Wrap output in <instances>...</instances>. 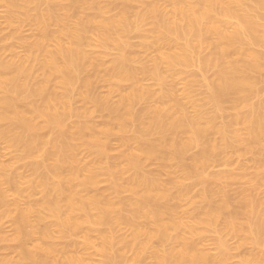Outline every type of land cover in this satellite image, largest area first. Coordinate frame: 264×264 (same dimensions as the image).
<instances>
[{
	"label": "bare ground",
	"instance_id": "obj_1",
	"mask_svg": "<svg viewBox=\"0 0 264 264\" xmlns=\"http://www.w3.org/2000/svg\"><path fill=\"white\" fill-rule=\"evenodd\" d=\"M91 1L0 0L9 8L10 19L8 18V21H17L16 12L21 10L23 13L21 21L30 22V25L36 29L34 42L29 43L26 40H22V44L27 46V50H29L27 58L18 59L19 61L16 60L17 62H0V141H6L8 147L18 148V150L22 149V155L27 158H37L38 160L41 158L39 163L34 165V169L38 173L33 172L39 174L40 169L43 170L42 177L39 178L38 175L39 179L29 180L30 183L28 181V184L26 183L27 180H22L21 175L16 174L15 171L14 173L12 172L14 165L0 164V219L9 214V194L5 187H10L9 190H12L20 199H30L31 194L36 190L41 191L43 194V199L39 203L29 204L25 209L20 208L19 201L15 203L18 215L16 213L17 218L15 217L16 220H13L16 226L14 227L16 228L15 236L13 235L15 242L19 241L26 244L27 240L35 237H38L40 242L35 243L34 247H28L27 245H30V243H27L24 249L18 251L20 253H18V260L15 259L14 261L4 257L0 258V264H20L25 262L31 264H95L88 254H85L86 256L83 254L82 256L70 254L69 252L71 251H68L69 244L66 246L68 249L64 248L68 252L61 250L63 248L60 249L51 235L50 226L44 227L50 219L54 220V227L56 226L57 233L59 232L58 235L61 238H68L69 234H72V236L74 233L79 234L76 232H81V230L83 232L85 229L86 234L85 232L84 234L86 237H84V242L81 245L89 250L94 245L92 240L93 233H98L101 236L100 240H102L99 253L103 257L102 262L99 264H126L127 258L125 254L128 249L136 250V264H141L139 261L140 257L143 254L146 255V253L152 255L155 264H231L230 259L232 257L229 256L228 243L226 244L227 241L225 242V238L228 239L229 234H232L230 237L232 236L235 239L238 237L241 241L239 242L237 239L241 246L238 243L237 248L233 249H238L240 246L243 250L244 247L242 246L246 245H250L252 249L253 247L258 248L261 246L262 241H264V209H261L254 201L252 191L258 185V178H262L264 182V158L262 157L259 163L256 162L255 176L251 181L252 184H249L251 187H245L242 191L240 202L244 205L241 204V208L237 207L236 210H233H246L247 214L244 212L247 216L246 221L237 212L234 214L230 212V216L226 215L229 211H232L230 207H233L232 209L236 207L230 205L231 201L229 200V202L225 198L226 196L222 191L223 187L219 186L220 184L218 185L217 182L220 177H209L203 169L209 164H214V161L217 162L218 159H222L220 158L221 156L217 155L219 153L224 155L233 150L234 152L232 153L236 152L239 155L240 151H243L241 150L243 146L246 149H252L251 147L253 146L255 148L256 146L264 148V100L260 98L261 101H257V104H252L254 103L252 101H255L252 98L259 96L262 88H264V84L262 85L263 87H260L258 81L262 76L264 77V53L260 52L264 48V23L261 22L264 0H167L170 8L164 4L165 0H161L167 10L166 8L162 9L153 0H122L120 3L123 2L125 5L132 2L137 3V5L139 3V5H143L141 6L144 8L138 6L142 10H137L136 12L138 13L135 12L134 17L129 16L132 15L130 13L135 11L134 9L131 10L127 9L126 6L124 7V5L123 7L117 5L120 10L115 6L119 3L118 0H116L117 3L114 1V6L111 2H108L109 4L102 3L103 6H101L100 1L97 0L100 4L96 3L95 0ZM105 4L106 7H104ZM110 4L121 12L118 11L120 13L117 12L116 16H109L108 12H111L109 7L112 10ZM41 5L42 8L43 5L46 8H41L36 14H31V10L35 9L33 6L39 8ZM129 10L132 12L128 15ZM22 13L20 12L19 14ZM148 25H151V28H146ZM133 32L141 34L139 36L143 42L140 46L145 51L156 48L157 57L149 61L151 64L148 62L149 65L144 64L139 68L133 67L136 55L134 56L131 43H129V36H132ZM93 37L96 39L93 40ZM210 39L211 41H209ZM95 47H101L104 52L101 55H96L93 51ZM110 48H116L120 51V55L113 62V66L110 69L108 68V70L105 69L107 70L106 73L104 72L105 70H102L105 73L102 77L105 80L104 82H107L110 86V92H120L123 85H128L127 83H132L133 86L130 92L121 97L118 107L113 106L111 101L109 103L110 93L109 97L105 95L106 99H103L102 96L101 98H96L97 94L95 92L97 88H93L95 85L92 77L93 71H96L97 74L99 71L101 72V68L105 65L107 51ZM205 48L207 50L204 51L208 52L210 50V54L207 57L202 55L203 58H200L201 60L199 61H201L202 65L197 63L199 68L201 67L200 70L206 71L209 68L217 70L216 77L212 81H206L209 94L205 102L209 101V104H213V107L210 106L215 108L217 112H220L227 102H230L232 109L235 110L232 120L229 117L231 121L229 120L228 124L223 122L225 124L223 126H218L220 125L218 122L216 124V117L220 113H216V117L214 115H210L211 117L206 116V110L204 111L206 108L205 104L203 105L204 108L201 104L195 103L196 114L193 111L189 112V114L192 113L193 115H189L187 109L191 108L190 106L193 104H188L190 106H187L188 108L186 109L185 104L187 102L182 103V100L179 101L180 97L176 93L177 88L175 87L174 89L173 85V87L169 85V80L167 81V78L170 79L169 77L176 79L182 74L177 69L178 66L188 67L194 64L195 58H193V54L195 52H197L195 54L201 53L202 49ZM206 53L204 52V54ZM37 71L42 72V79L37 80V77H35ZM94 75L96 76V74ZM259 76L261 77L258 79ZM190 78L187 79L189 80L188 84H185L187 87L186 93H183L188 100L193 99L191 92L195 76ZM146 79L153 80V85L160 87V94L158 93L159 89L154 90L152 84L147 87L144 86ZM173 79H171L172 82ZM95 80H97L96 77ZM176 81L173 84H176ZM172 82L170 83L172 84ZM78 85H82L83 88L80 89L79 94L77 92L78 95L82 96L80 98L84 99L83 101L90 104L96 102L95 104L100 109L102 108L104 111H108L110 115L112 114L114 118L120 119L121 122L118 119L115 120L120 122L118 123L120 126H117V129L120 128L119 132L123 131L122 135L124 132L126 133L130 121L134 122L132 123L133 125L137 124L138 134L131 137L133 138L131 141L134 142L136 140L140 145L138 149L136 148V153L132 152L131 156L128 154L131 159L128 169L126 164L129 162L128 160L125 162L122 156L121 159L123 163H126V168L119 159L115 158V163L111 155L114 165L110 163L111 167H108L104 164L106 161L103 163V160L109 157L104 140L109 138L113 132L107 138H105L106 135H103V133L101 135L105 137H100V133L98 134L96 130L97 133H95L89 123L85 121L86 118L82 122L80 120L79 124L71 125L72 127L69 130L64 129L66 127H64L66 119L73 114L72 108L76 109L73 106L74 104L71 108L70 103ZM93 89L95 90L94 93L92 92ZM92 93L96 96H93ZM78 95H75V97L78 98ZM262 96L264 95L262 94ZM36 102L42 106L36 105ZM22 103H26L28 106L24 104L25 108L26 106L28 108L21 109L23 107L21 106L23 105ZM141 103L144 106L145 104L149 106L145 110H141L140 113H135L138 110L135 106ZM192 108L194 109V106ZM207 108L209 109V106ZM112 118H110L111 121ZM38 120H41L43 123H39L44 124L50 131L52 130L54 134L53 138L51 137L52 140L41 138L40 133L38 135V132L41 131L40 128H44L43 130L47 131L45 127H40L41 124L38 125ZM1 123L5 125L2 127ZM107 126L110 127V125ZM106 128L105 130H107ZM108 131H105L104 134ZM152 132L161 134L162 136L158 135L160 138L162 137L161 141L164 140V135L168 132L174 133L176 137L183 134L186 138L183 136L185 139L181 140V136V138L177 137L180 140L173 144L176 149L175 153L172 151L173 155H169L170 153L166 152L169 154L165 156L164 154L166 153H162L161 150L159 152L158 144L146 145L142 142V137L147 134L150 135ZM213 132H215L214 134L217 133L216 136L220 135L221 138L217 136L219 138L218 142L217 138L215 139L216 136H213L216 141L212 138ZM211 133V138L214 141L209 138ZM42 136L44 135L42 134ZM129 139L127 138L123 141L125 146L129 143ZM156 139L155 143L159 142V138L157 137ZM161 143L159 142V144ZM80 145L85 150L87 148L90 152L96 154L99 162L95 164L94 161L96 160L93 158L94 161L92 160L93 162L90 164L94 163V165H81L83 161L80 163V156H78ZM136 146L138 145L136 144ZM126 147L128 148V146ZM166 147L168 148V145ZM193 147H200L201 149L198 156H196L197 152L195 153L196 155H193L194 167L188 163L191 168L188 169L185 167L187 164H184L182 159L187 150ZM130 151L127 152L129 153ZM245 152L246 150L243 151V153ZM121 154L123 155V152ZM237 154H234V156H238ZM215 155L219 158L213 161V157H217ZM229 157L230 154L228 155ZM124 159L126 158L124 157ZM153 159L162 160L163 162L161 163L163 164L171 161L174 162L173 164H179V166L180 162L175 163V161H183L181 164H183L184 177L174 181L171 185H168V182V184L165 181L163 182L160 177H148L149 175L147 176L143 172V164L144 161ZM107 160L111 161L109 158ZM87 164L89 165L88 162ZM121 165L124 166L126 174L127 170H129L128 173L131 171L135 173L130 183L127 179L126 182L128 181V184L125 187L120 185L122 188L124 187V191L126 188L134 195V198L131 196L133 199L129 196V198H126L129 200L125 201L123 199L125 203L121 204L120 201L122 200L115 202L108 195L104 197L106 196L104 192V196H102V193L89 195V192L87 193L88 196L85 195L88 189L90 190L91 188L92 190V187L98 185L99 179L104 173H107V175L111 174V176L120 175L118 168L124 169L121 168ZM166 165H164V168L161 165L162 170L164 169L165 172L169 171L167 167H169L170 163L167 167ZM179 166L178 172L180 170ZM173 170L176 171L175 166ZM193 172H196L195 175L198 174L200 176L201 180L199 182H203L201 185H205V190L202 188L204 194L200 195H203L202 200L205 203H210L211 201V205L206 204L207 206L210 205L209 207L206 206L208 209L204 205L202 206L204 211L199 210V207L201 209V206H198L199 203H196L198 205L195 206L194 204L191 205L194 208H190L189 203L192 201L188 199L187 193L189 190L187 193L183 192L185 189L178 193L177 198L182 201V204L183 201H186V203L190 201L187 205H189V209H193L192 212L186 210L188 213L184 211L186 213L184 216L185 213L181 215L182 209L179 215L177 209L171 207L170 203L169 205L165 203L167 208L161 207L160 203L174 197L173 195L176 193L173 192V189L180 190V188H183L184 180L190 178ZM203 172H205V175ZM240 176L246 178V174H241ZM250 179L247 180V184ZM22 184L26 186L25 189L28 186L27 190L30 189L29 192L31 193L28 192L29 194L26 195ZM76 185H78V188ZM120 186L118 185L117 188L115 186L116 193L123 192L118 191ZM83 190L86 191L83 192ZM172 192L174 193L173 195ZM83 193L85 194L83 195ZM202 200L201 203H203ZM126 202L129 205V210L124 208L126 206L122 207L123 204L127 205ZM165 202H170V200ZM175 202L176 204L178 203L177 201ZM240 214L243 213L241 212ZM223 216L226 217V219H223L225 222L222 220ZM220 219L223 222L221 223L222 225L219 224ZM144 222H150L153 225V229L152 227L147 228V230L152 229V231H147L143 228L142 224ZM217 223L222 227L225 226L223 228L224 233L227 231L229 234L227 237L222 238L223 229L220 231V238L218 237V241L215 239L217 241H215V244L217 243L218 254L215 255L213 253V255L211 253V255L199 247L197 235H202V230L205 232L209 231L203 228L220 227ZM124 224L132 229V231L130 230L132 237L126 236L130 239L124 236L120 238V236L116 235L119 237V239H116L113 232L109 231L112 228L113 231H118L115 227L123 226ZM223 224L225 225L223 226ZM104 225H106L107 229V225L111 226V229L109 228L110 230L108 231L104 228ZM218 230L216 228L215 231L218 232ZM114 234H117L116 231ZM3 236L0 233L1 239L6 241L7 238ZM9 238L8 240L10 241L11 239ZM154 239L155 241L157 239V243L160 242L159 245L161 243L163 245L166 241L172 242V247L167 251H161L158 246L157 248L154 246V244H157L153 242ZM84 247L81 249L84 250ZM21 248H23V245ZM61 253L64 254H62L63 258L60 256ZM239 264H264V253L262 255L251 253L250 256L242 259Z\"/></svg>",
	"mask_w": 264,
	"mask_h": 264
},
{
	"label": "rangeland",
	"instance_id": "obj_2",
	"mask_svg": "<svg viewBox=\"0 0 264 264\" xmlns=\"http://www.w3.org/2000/svg\"><path fill=\"white\" fill-rule=\"evenodd\" d=\"M96 1V3H98L97 2V0H95ZM94 1V2H95ZM98 1H100L101 2V6H103V4L102 3H110L111 2V4L114 6L115 4H114V1H116V0H113V1H111V0H98ZM122 0H118V2L119 3H117V1H116V5L115 6H117V5H119V7H123V5H124V7L126 6L127 7V9H134L135 11L134 12H132L131 10H129V12H128V15H129V13L130 12H132V13H130V14H132V15H129L130 17H132L133 15H134V13L138 10V11H140L139 9H141L142 10V8H144V7H142L141 5H137V3L135 4V3H130V4H128V5H125L123 2L122 3H120ZM153 1H155V3H157L162 9H165L166 8V10H167V7L168 8H170V6L167 4L168 2H167V0H165V3L164 2H162V1H164V0H153ZM91 2H93V0L91 1ZM108 3V4H109ZM166 4V6L164 7V4ZM98 4H100V3H98ZM108 4H107V6H108ZM110 4V5H111ZM134 4V5H133ZM112 5H111V7H112ZM138 6H140V7H142V8H140V7H138ZM104 7H106V4H105V6ZM118 6H117V8H119ZM33 8H35V9H33V11L31 10V14H36V12L39 10V9H41L42 8V5H41V7H34L33 6ZM44 8H46V7H44V5H43V8L42 9H44ZM108 8V7H107ZM115 9V7L113 8L112 7V10L110 9V7H109V10L111 11V12H108L109 13V16H111V17H113V15L114 16H116L117 15V12L118 11H120V10H118V9ZM123 9V8H122ZM125 9V8H124ZM170 10V9H169ZM263 11V12H262ZM261 11V15H263V17L261 18V22L262 23H264V9ZM18 12V13H17ZM16 12V17L18 18V19H16L17 21H14V22H12L11 20H9L8 21V18L10 17V11H9V8L7 7V5H5L3 2H0V62L2 61V62H6L7 63V61L8 62H17V61H19L20 59H23V58H27V56H28V51L29 50H27V46H25V45H23L22 44V40H26V41H28L29 43H32V42H34L35 41V39H36V29H35V27H33L32 25H30L31 23L30 22H28V23H25L24 22V20L23 21H21V19H23L22 17V15H23V13H22V11L20 10V12L22 13V14H19L20 12L19 11H17ZM121 12V11H120ZM120 12H118V13H120ZM136 13H138V12H136ZM135 13V14H136ZM18 14V15H17ZM20 15V17H18ZM108 15V14H107ZM134 17V16H133ZM10 19V18H9ZM19 20V21H18ZM259 20H260V18H259ZM151 28V25H148L146 28ZM133 35L131 36H129L130 38V41H129V39H128V41H129V43H131V46H132V51H134V56L136 55V57H134V62H133V67H135V68H139V67H141V66H143L144 64L145 65H149V61L151 60V59H153L154 57H157L156 55V48H153L154 50H152V49H150V50H148V51H145V49H143V48H141L142 46H140L141 45V43L143 42L142 41V38L139 36V35H141L140 33H136V32H133L132 33ZM96 38H94L93 37V40H95ZM209 41H211V39L209 40ZM257 49H261V48H257ZM153 52H152V51ZM173 50V49H172ZM171 50V51H172ZM203 51H201V53H198V54H195V53H197V52H195L194 54H193V58H195L194 60L195 61H193L194 62V64H192L191 66H188V67H183V66H178V70L182 73L180 76H178L176 79H173V78H171V77H169L170 79H168L167 78V81H168V83H169V85L170 86H174V89H175V87L177 88V91H176V93L178 94V96L180 97V99H179V97H178V99H179V101H181L182 103L183 102H187V104H185L186 105V109L188 108L187 106H190V105H192V106H194V109L192 108V106H190L191 108H188L187 109V113L189 114V112H193V111H195V112H193L194 114H196V108H195V103L196 104H201V106L202 107H204V106H206V108L209 106V109L207 110L205 107V109H204V111L206 110V116L207 117H211V116H215L216 115V113H220L219 115H218V117H216V124H217V122H218V124H220V125H218V126H223V125H225V124H228L229 122V120H230V118L229 117H231V120H232V115L233 114H235V110L234 109H232L233 107L231 106V103L230 102H227V103H225L224 104V107H223V109L220 111V112H217L216 111V109L215 108H211V106L213 107V104H209V101L207 102H205V100H207V95L209 94V91H208V89H207V86H206V81L207 80H213V78H215L216 76H215V74H217V70L215 69L214 70V68H209V69H207L206 71L204 70V71H201L200 70V68H199V66H198V64L197 63H200L201 65H202V63H201V61H199V60H201L200 58H203V56L202 55H205V57H207V56H209V54H210V50H208V52L207 51H204V50H207V48H205V49H202ZM93 51L96 53V55H98V54H100L101 55V53H103L104 52V49H102L101 47H95L94 49H93ZM173 51H176L175 49L173 50ZM200 52V51H199ZM204 52L206 53V54H204ZM260 52H262V53H264V48H262V51L260 50ZM120 55V51L118 50V49H116V48H110L108 51H107V56H106V58H105V65H104V67H102L101 68V72L99 71V73L97 74V72L95 71H93V74H92V77H93V81H95V85L93 86V88H97L96 89V92H95V90L93 89V93L95 92V94H97V96L95 95V94H93V96L95 95L96 96V98L97 97H99V98H101V96H102V98L103 99H106V97H107V95H108V97H109V93L111 94L110 96H111V98H108V101H109V103H110V101H111V104L113 105V106H116V107H118L119 105L118 104H120V99H121V97L124 95V94H126V93H128V92H130V89H131V87H132V89H133V86H132V83L130 84V83H127L128 85H123V88H121L122 90V92L120 91V92H110L111 91V89H110V86L108 85V83L107 82H104L105 80L103 79V75L106 73V71L108 70V68L110 69L112 66H113V62L115 61V59L118 57ZM202 56V57H201ZM19 59V60H18ZM15 60V61H14ZM17 60V61H16ZM199 61V62H198ZM149 62V63H148ZM196 63V64H195ZM151 64V63H150ZM199 64V65H200ZM200 65V66H201ZM105 69H107V70H105ZM213 69V70H212ZM102 70L105 72H102ZM202 70H203V68H202ZM210 70V71H209ZM208 71V72H207ZM91 72V71H90ZM204 72H207V73H204ZM102 73V74H101ZM204 73V74H203ZM94 74H96V76L94 75ZM185 74V75H184ZM100 75H101V78H102V80H101V78H100ZM98 76V77H97ZM192 76H195V80L193 81V87H192V94H191V96H192V100H188V98H185V94L183 95V93H186V90H187V87H186V85L188 84V82H189V80H187L188 78H192ZM35 77H37V80H39V79H42L43 77H42V72H40V71H37V73H36V76ZM95 77L97 78V80L99 81V80H101L102 82H104V83H102L101 81H97V80H95ZM261 76H259L258 77V79L260 78ZM100 78V79H99ZM190 78V79H191ZM171 79H173V82H172V80ZM177 79H179L178 81H176ZM176 81V84H173V83H175V81ZM97 81V82H96ZM187 81V82H186ZM259 84H260V87H263L264 85V77L262 76L259 80ZM262 81V82H261ZM101 82V83H100ZM170 82H172V84L170 83ZM178 82V83H177ZM261 82V83H260ZM96 83H97V85H96ZM145 85L144 86H150L151 84L153 85L154 84V81L153 80H151V79H146L145 80V83H144ZM186 84V85H185ZM175 85H177V86H175ZM185 85V86H184ZM263 85V86H262ZM80 88H79V87ZM77 86V88H76V91L73 93V97L71 98V103H70V107L73 105L76 109H78V110H76V109H74V108H72L73 109V114L72 115H70V116H68V118L66 119V121H65V124H64V129H66V130H69L72 126L71 125H73L74 126V124L76 125L77 123L79 124L80 123V120H81V122L82 121H84V118H86V120L85 121H87L88 123H89V125L92 127V129H93V131H97L98 132V134L100 133V137H105V136H103V135H106V137L105 138H107L108 136H110L111 134H112V132H113V134L109 137V138H107L106 140H104V138H103V140H104V142L106 143V144H104L105 146H107V151L109 152V159L111 160V161H109V160H107L108 158H106L105 160H103V163H104V161H106L104 164L106 165V166H108V167H111V165H110V163H112V165H114V160H115V158L116 159H119L120 160V162H122L123 160L125 161V162H127L126 160H128V162L129 163H123L124 164V166H125V164L127 165V169H128V166H129V164H130V162H131V159H130V157H129V155L130 154H133L132 152H134V153H136V148L138 149V147H139V145L140 144H138L139 142L138 141H136V140H134V142L133 141H131V140H133V138H131V137H134L135 135H137L138 134V131H137V124H135V125H133L132 123H134V122H129L128 123V126H127V130H128V128H129V130H128V132H127V130H126V133L124 132L123 133V135H122V132L123 131H120L119 132V129H117L118 127L117 126H120V124H118V123H120L121 121H120V119H118V118H114V116L111 114H109V112L108 111H104V109H100V107L99 106H97V104H95L96 102H94V103H86V101H83L84 99H82V98H80V97H82V96H80V95H78L79 94V92H80V89L82 88V85H78ZM109 86V87H108ZM172 86V87H173ZM130 87V88H129ZM83 89V88H82ZM131 89V90H132ZM153 89L154 90H157V89H159L158 90V93L160 94V92H161V90H160V87L159 86H157L156 87V85H153ZM260 89V88H259ZM261 90V89H260ZM262 90L264 91V88H262ZM261 90V92L259 93L260 95H261V97H260V95L258 96L257 95V97L255 96V97H253L252 99H255V101L253 100L252 102H254V103H252V104H257L259 101H261V100H264L263 98H264V96H262V94L264 95V93H262L263 91ZM77 92H78V94H77ZM75 95L77 96H79L78 98H76L75 97ZM99 95V96H98ZM105 95H106V97H105ZM182 96V97H181ZM75 97V98H74ZM105 97V98H104ZM263 97V98H262ZM260 98H261V100H260ZM75 99V100H74ZM82 99V100H81ZM111 99V100H110ZM185 101H184V100ZM251 99V100H252ZM259 99V100H258ZM74 100V101H73ZM189 101H190V103H189ZM193 101V102H192ZM196 101V102H195ZM258 101V102H257ZM38 102H40L39 100H38ZM73 102V103H72ZM86 104H85V103ZM41 103H42V101H41ZM192 103V104H191ZM229 103V104H228ZM23 105H21V106H23L21 109H26V108H28L27 106V104L26 103H22ZM24 104H26L27 106H26V108H25V105ZM43 104V103H42ZM145 104V103H144ZM188 104H190V105H188ZM205 104V105H204ZM36 105H38V106H42L40 103H37L36 102ZM93 105H95L96 106V109H95V106H93ZM118 105V106H117ZM138 105H140L139 107H138ZM138 105H136L135 106V108H137V109H135V110H137L135 113H140V111L141 110H145V108L147 107V106H149V105H147V104H145V106L143 105V103H141V104H138ZM142 105H143V108H142ZM204 105V106H203ZM211 105V106H210ZM229 106H231V107H229ZM97 107H99L98 109H97ZM225 108V109H224ZM215 111H214V110ZM98 110H101V111H98ZM134 110V111H135ZM103 111V112H102ZM106 112V113H105ZM80 113V114H79ZM215 113V114H214ZM109 114V115H108ZM209 114V115H208ZM221 114H222V116H221ZM80 115V116H79ZM108 115V116H107ZM189 115H193L192 113H190ZM211 115V116H210ZM234 116V115H233ZM80 119H79V118ZM109 117V118H108ZM111 117H113L114 118V120H113V118H112V121L110 120V118ZM83 118V119H82ZM223 118V119H222ZM115 119H118L119 121H117V120H115ZM109 120V121H108ZM230 120V121H231ZM39 122H41V123H43L41 120H38V125H40L41 123H39ZM107 122V123H106ZM223 122H226L225 124H223ZM115 123V124H114ZM2 124V127H3V125H5L4 123H1ZM93 126H92V125ZM44 125V124H43ZM42 124L40 125V127L42 126V127H45V125L43 126ZM107 127H105V126ZM107 125H110V127L109 126H107ZM112 125V126H111ZM132 125V126H131ZM70 126V127H69ZM115 128H114V127ZM129 126H131V127H129ZM5 127V126H4ZM69 127V128H68ZM99 129H98V128ZM107 129V130H105V128ZM136 127V128H135ZM102 128H104L103 130H101ZM112 128H114V129H112ZM41 129V131L40 132H38V135H39V133H40V137L41 138H43V139H45V140H52L51 139V137L54 135L53 133H52V130L50 131V129H48V128H46L45 127V129L47 130V131H45V130H43L44 128H40ZM110 129V130H109ZM100 130V131H99ZM109 130V131H108ZM95 131V133H97ZM105 131H108V132H106V134H104L105 133ZM136 134H135V133ZM103 133V135H101ZM128 133V134H127ZM153 133V132H152ZM152 133H150V135L149 134H147V135H145V137H142V142L143 143H145L146 145H151V144H153V145H157L158 146V148H159V152H160V150H161V152L163 153H166V152H169V153H166V154H164L165 156H168V154L169 155H173V153H175V151H176V149L174 148V146H173V144H175V143H177L178 141L177 140H180V139H178L177 137H182V139L181 140H183V138L185 137L186 138V136H184L183 134L181 135H179V136H175L174 135V133H172V132H168V133H166L164 136H165V138H166V140H165V138H164V136H163V138H164V140H162L161 141V139H162V137L160 138L158 135H160V136H162L161 134H159V133H157L156 132V134H155V132L153 133V135H151ZM215 132H213V135H212V133L210 134V139H214V137L213 136H216V134H214ZM42 134L44 135V136H42ZM108 134V135H107ZM125 134H127V135H125ZM134 134V135H133ZM133 135V136H132ZM177 135V134H176ZM211 135H212V138H211ZM184 136V137H183ZM217 136H219V138H221L220 137V135H217ZM215 137V139L217 140V142L219 141V138L218 137ZM123 137V138H122ZM147 137V138H146ZM159 138V142H162L161 144H159V142H157V143H155V141L157 140L156 138ZM180 137V138H181ZM53 138V137H52ZM123 140H122V139ZM129 139V143L126 145V146H128V148L125 146V143L123 142V141H125V139ZM143 138H145V139H143ZM177 138V139H176ZM184 138V139H185ZM121 139V140H120ZM156 139V140H155ZM176 139V140H175ZM212 139V141H214ZM215 140V141H216ZM221 140V139H220ZM147 141V142H146ZM154 141V142H153ZM163 141H165L164 143H163ZM168 141V142H167ZM153 142V143H152ZM123 143V144H122ZM108 144V145H107ZM136 144L138 145V146H136ZM168 145V148L166 147V145ZM123 145V146H122ZM163 145H164V147H163ZM81 147H82V149H81V147H79V152H78V156H80L79 157V160H80V163H81V165H83V164H86V165H83V166H90L91 164L90 163H92L94 160H96V161H94V163L96 164V163H98L99 161V158H97L98 156H96V154H94V153H92V152H90L87 148H86V150H85V148L82 146V145H80ZM125 146V147H124ZM160 146H162V147H160ZM258 146H256V148H255V146H253V147H251L252 149H246L245 148V146H243V147H241V150H246V154L245 153H243V151H240V153H239V155L241 154V156L239 157V155L235 152V153H232V152H234L233 150L231 151H229L228 153H225L224 155H223V153H222V155H221V153H219V154H217V155H219V157L220 158H222V159H218L219 157L217 156V155H215V156H217V157H213V161H214V159H216L217 160V162L216 161H214L215 163L213 164L212 162V165L211 164H209L208 166H206L203 170L204 171H206V173L205 172H203V174L205 173L207 176H209V177H214V176H219L220 177V179H219V181L217 182L218 183V185L219 186H222L223 187V190L221 189V188H219V189H221L222 191H223V193H224V195L226 196L225 198L231 203L230 205L231 206H234V207H236L235 209H232L233 207H230L231 208V210L232 211H229L228 212V214L230 213V212H233L232 214H234V213H238L239 215H240V217L243 219H245V221H246V219H247V216H246V214H247V212H246V210L245 211H241V209H239V211H233V210H236L237 209V207H240L241 208V206L242 205H244V204H242L240 201H241V198H242V191L245 189V187L246 188H248V187H251V185H249V184H252V180H253V177L255 176V169H256V167H257V163L256 162H258L259 163V160L261 161L262 160V157L264 158V151H263V149L261 148V147H258ZM84 148V149H83ZM126 148V149H125ZM135 148V149H134ZM162 148V149H161ZM164 148V149H163ZM243 148V149H242ZM255 148V149H254ZM168 149V150H167ZM200 147H193V148H191L190 150H187V152L185 153V155H184V157H183V161H184V164H187V166H185L186 168H188V169H191L190 168V164H191V166H193L194 167V157H193V155L197 152V155L196 156H198V154H199V152H200ZM259 149H261L260 151H259ZM18 148H13V147H8V143L6 142V141H0V164H5V165H9V166H12V165H14V169H12V172L14 173V171L16 172V174L18 173L19 175H21V177H22V180H27V182L26 183H28V181L30 180V181H34V180H36V178L37 179H39L40 177H42V175H43V170H41L40 169V171L39 170H37V171H39V174H36V173H38V172H36L35 171V169H34V165H36L37 163H39V161L41 160V158L38 160L37 158L35 159V158H27V157H25V156H23L22 155V149H19L18 151ZM109 150H111V151H109ZM131 150V151H130ZM134 150V151H133ZM170 150V151H169ZM191 150H193V151H191ZM199 150V151H198ZM251 150V151H250ZM22 151V152H21ZM124 151H126L125 153H126V155H125V153H124ZM127 151H130L129 153L127 152ZM172 151H173V153H172ZM259 151V152H258ZM263 151V152H262ZM123 152V155L121 154ZM258 152V153H257ZM90 153V154H89ZM172 153V154H171ZM232 153V154H231ZM248 153V154H247ZM92 154H94V155H92ZM129 154V155H128ZM161 154V153H160ZM230 154V157H232V158H228V155ZM234 154H237L238 156H234ZM114 158L113 159V161L114 162H112V157ZM163 155V154H162ZM226 155H227V158H226ZM117 156H119V158H117ZM121 156H122V159H121ZM127 156V157H126ZM131 156V155H130ZM223 156V157H222ZM225 156V157H224ZM124 157L126 158V159H124ZM93 158H94V160H93ZM97 158V159H96ZM128 158V159H127ZM224 158V159H223ZM82 159V160H81ZM93 160V161H92ZM117 161V160H116ZM159 161H160V163H159ZM183 161H178V162H176L175 161V163H179L180 162V166L182 167H180L179 166V164H173L174 162H171V161H169V163H170V165L172 166V168H171V166L169 165V163H165L164 162V164L163 163H161V162H163L162 160H159L158 159V161H157V159H153V160H147V161H144V164H143V172H145L144 174L146 175L147 174V176L148 177H160V178H162V181L164 182H168L167 184L168 185H171V183H173L174 181H177V180H179V179H182L183 177H184V169H183V164H181V162H183ZM87 162L89 163V165L87 164ZM120 162L119 161H117V163H119L120 164ZM94 163L92 164V165H94ZM108 163V164H107ZM116 163V162H115ZM121 163V164H122ZM188 163H190V164H188ZM256 163V164H255ZM11 164V165H10ZM122 164V165H123ZM167 164V165H166ZM91 165V166H92ZM121 165V168H124V166H122ZM161 165H162V168H164V165H166V167L169 165V167H167V169L169 170V171H166L165 172V170L163 171L162 170V168H161ZM179 166V172H178V166ZM105 166V167H106ZM174 166H175V169H176V171L175 170H173V168H174ZM107 167V168H108ZM184 167V168H185ZM13 168V167H12ZM125 168H126V166H125ZM125 168L124 169H120V168H118L119 169V174L120 175H113V176H111V174H108L107 175V173H104L102 176H101V178L99 179V182H98V185H96V187H92V190H91V188H90V190L88 189V191H86V190H83V192H85V193H83V195L85 194V195H87V193L90 195V194H93V195H95L96 193H97V195L98 194H103V192L106 194V196H104L105 194H103L102 196H104V197H107V195H108V197L110 198L111 197V199L113 200V201H115V202H118V201H120V200H122V201H120L121 202V204L122 203H125V201H128L129 199H126V198H129V196H130V198H131V196L134 198V195L133 194H131L128 190H126V188H125V191H124V187H125V185H127L128 184V181L126 182V180L128 179L129 180V183L131 182V180L133 179V177H134V175H135V173H133V171H131L130 173H128L129 172V170H127V174H126V171H125ZM171 168V169H170ZM209 168V169H208ZM182 169H183V171H182ZM33 171H35V172H33ZM125 171V172H124ZM161 171H162V173H161ZM178 172V173H177ZM181 172V173H180ZM183 172V173H182ZM126 175H125V174ZM133 175H132V174ZM195 173L196 172H193L192 173V175L193 176H195V177H193L192 175L190 176V178H188V179H186V180H184L185 182H183V188H180V190L178 191L177 189H173V192H175L176 194H177V196H176V194H174L173 192H172V195L174 196V197H178V193L179 192H182L183 191V189H185V191H183V192H186L187 193V191H188V199L189 200H191L192 202H194V203H192V202H190V201H187V203H186V201L184 202L183 201V204H182V201H179L178 200V198H177V200H175L176 198H174V197H172V198H170V199H167V200H165V201H168V200H170V202H161L160 204V206L161 207H164V208H167V205H169V203H170V205H171V207H174V208H176L177 209V211L179 212H177L179 215H180V212L182 211V209H183V211H182V214L181 215H183V213H188L186 210H189V212H192V210L193 209H189L188 208V206L189 205H187L189 202V204H190V208L192 207V208H194V206L195 205H198V204H196V203H199V205L198 206H201V209H200V207H199V210H203L204 211V209H203V207L202 206H204L205 205V207L208 205V204H210L211 205V201H210V203H205L203 200H202V197H203V195L201 196L200 194H204V191L202 192V188L205 190V185H201V184H203V182L202 181H200L199 182V180H201L200 179V176L198 175V174H196L195 175ZM40 174H41V176H40ZM204 174V175H205ZM218 174V175H217ZM244 175V174H246V178L244 177V178H242V176H240V175ZM39 175V178L37 177ZM122 175H124L123 177H122ZM176 175H179V176H176ZM251 175H253L252 177H250ZM231 176V177H230ZM117 177V178H116ZM124 179H122V178ZM131 177V179H129ZM197 177H199V178H197ZM237 179H236V178ZM120 178V179H119ZM251 178V179H250ZM117 181H116V180ZM248 179H250L249 181H248V184H247V180ZM24 180V181H25ZM120 180H123V181H120ZM264 180V179H263ZM30 181H29V183H30ZM119 181H120V183H119ZM126 183H125V182ZM115 184H114V183ZM118 184H117V183ZM25 185H28V184H26L25 182H23ZM113 183V184H112ZM121 183H123V184H121ZM125 183V184H124ZM24 184H22V185H24ZM184 184H185V186H187L186 188H185V186H184ZM22 186V188H23V191L25 192V194L27 195V194H29V193H31V192H29L30 191V189L29 190H27L28 189V186H27V188L25 189V187L26 186ZM124 186L123 188L120 186L119 188H118V191H123V192H119V193H116V188H117V186ZM213 186H214V184H212ZM258 185H259V187H258ZM258 185L256 186L257 188H258V190H257V188L256 187H254L253 188V190L254 191H252V193H253V199H255L254 201L259 205V207L261 208V209H264V182L262 181V178H258ZM77 186V188H78V185H76ZM114 186V187H113ZM115 186H116V188H115ZM216 186H217V184H216ZM218 186V187H219ZM261 186V187H260ZM6 188V190L8 191V202H9V216L8 215H6L5 217L3 216L1 219H0V233H1V235L3 236V237H6L7 239H6V241H3L2 239H1V237H0V258H4V257H6V258H9L10 260H14L15 261V259H19L18 257H19V252L18 251H21V249H24L25 248V246L27 245V243L29 244L30 243V245H27L28 247H34L36 244L35 243H38V242H40V239L38 238V237H35V238H32V239H29V240H27V243L26 244H23L22 242H19V241H17V242H19V243H17V242H15V240H14V236H15V230H16V228H14V227H16L15 226V222L13 221V220H16V218H17V215H18V210H17V208H16V206H15V203H17L18 201H19V205H20V208H26V207H28L29 206V204H32V205H34V204H37V203H39L42 199H43V194H42V192L41 191H39V190H36L35 192L33 191V193L31 194V198L30 199H28V200H26V199H23V198H19L18 197V195H16V194H14L13 193V191L12 190H9V188H7V187H5ZM114 188H115V191H114ZM120 189V190H119ZM257 190V191H256ZM117 191V192H118ZM29 192V193H28ZM131 194H129V193ZM93 195H91V196H93ZM88 196V195H87ZM201 197V199H200V197ZM133 198H131V199H133ZM174 198V199H173ZM123 199H125V201L123 200ZM172 199H173V202H172ZM201 200H202V202L203 203H201ZM175 201H179L177 204H176V202ZM171 202H172V204H171ZM175 202V203H174ZM240 202V203H239ZM164 203V204H163ZM165 203L167 204V205H165ZM126 204H127V202H126ZM163 204V205H162ZM176 205V207H175V205ZM182 204V205H181ZM194 204V206H191V205H193ZM207 204V205H206ZM242 204V205H241ZM120 205V204H119ZM209 205V206H210ZM241 205V206H240ZM120 206H122V205H120ZM124 206H126V207H124ZM166 206V207H165ZM209 206H207V207H209ZM122 207H124L126 210H129V205L127 204V205H125V204H123V206ZM182 207V208H181ZM197 207V206H196ZM206 207V208H207ZM128 208V209H127ZM168 208H170L169 206H168ZM187 208V209H186ZM198 209V208H197ZM208 209V208H207ZM206 209V210H207ZM246 209V208H245ZM191 210V211H190ZM242 210H244L243 208H242ZM185 211V212H184ZM202 211V212H203ZM244 214V212H246V214H240L241 212ZM240 212V213H239ZM16 213H17V215H16ZM186 213L184 214V216L186 215ZM168 214V213H167ZM228 214H226L227 216H230V214L228 215ZM231 214V215H232ZM225 215V216H226ZM166 216H168V215H166ZM225 216H223V218H222V220L223 219H226V217ZM16 217V218H15ZM15 218V219H14ZM243 219V220H244ZM223 222H225V220H223ZM222 221H221V219H220V221H219V224H221V223H223ZM14 223V224H13ZM54 220L52 221V219H50V220H48L47 221V223L44 225V227H46L47 225L48 226H50L49 227V229H50V232L52 233L51 235H52V237H54V240H55V242L57 243V245L60 247V249L61 248H63V249H61V250H66V252H68V251H71V252H69L70 254L71 253H73L74 255H80V256H82V254L84 255V256H86L85 254H88V256L90 257V258H92L93 259V261L95 262V264H99L100 262H102L101 260H103V257L101 256V254L99 253V251H100V246L102 245L101 243H102V240H100L101 239V236L98 234V233H93V235H92V240H93V247H91L90 248V250L89 249H86L83 245H81V244H83V242H84V237H86V230L84 229V231L82 232V230H81V232H76V233H79V234H73V236H72V234H69V236H68V238L67 237H62L61 238V236L60 235H58V233H57V231L58 230H56V226L54 227ZM218 224V223H217ZM218 224V225H219ZM125 225V224H124ZM119 226V227H115V229H118V231L117 230H115L116 231V233L117 234H114L115 233V231H113L112 229H111V226H109V225H107L108 226V229H107V227H106V225H104V228H106L108 231L111 229V231H109V232H113V235L114 236H120V238H123L122 236H124L125 238H129V237H126V236H130V237H132V235H130V230L132 231V229H130V226H129V228L128 227H126V225L125 226ZM222 225V224H221ZM225 224H223V226H224ZM47 226V227H48ZM142 226H143V228H145V230H147V228H151L152 227V229H153V225H151V223L150 222H144L143 224H142ZM216 226V225H215ZM220 226V225H219ZM52 228V229H51ZM103 228V227H102ZM101 228V229H102ZM103 228V229H104ZM110 228V229H109ZM214 228V229H213ZM213 228H209V229H207V228H203V229H206V230H209V231H204V230H202L203 232H202V235H197L198 237V244H199V247L201 248V249H203V250H205V251H207V252H209L210 254L212 253H214L215 255L216 254H218V251H217V243L215 244V241L217 240V239H219L220 238V235L222 234H224L223 236L221 235V237L222 238H225V236L227 237V235L229 234V233H227V231H225V233H227L226 235H225V233H224V229L223 228H225V226L224 227H222V226H220V227H216L217 229H219L218 230V232L217 231H215L216 230V228L215 227H213ZM152 229L150 230V229H148V230H150V231H152ZM214 230V231H212V230ZM223 229V232L221 233V234H219L220 233V231ZM52 230V231H51ZM147 230V231H148ZM104 231H106V230H104ZM54 232V233H53ZM84 232H85V234H84ZM107 232V231H106ZM55 234V235H54ZM14 235V236H13ZM72 237H71V236ZM230 235H232V234H229V238L227 239V238H225L224 240H225V242H226V244L228 243V253H230V257H232V259H230V262H231V264H239L241 261H242V259H244V258H246V257H248V256H250V254L251 253H258L259 255H262L263 253H264V241H262V245L261 246H259L258 248H254L253 247V249L251 248V246L249 247L248 245H246V246H242V247H244L243 248V250H242V248L240 247L241 245H240V243L239 242H241L240 240H239V238L237 237L236 239L235 238H233L232 236V238L230 237ZM12 236H13V239H12ZM115 237L116 239L118 238L119 239V237ZM201 236V237H200ZM10 237V238H9ZM219 237V238H218ZM236 237V236H235ZM8 238L9 239H11L10 241L8 240ZM196 238V237H195ZM200 238V239H199ZM39 239V240H38ZM130 239V238H129ZM216 239V240H215ZM229 239H231V240H229ZM237 239L239 240V242L237 241ZM13 240V241H12ZM32 240V241H31ZM36 240V241H35ZM264 240V239H263ZM29 241V242H28ZM159 241V240H158ZM195 241H197L196 239H195ZM218 241V240H217ZM216 241V242H217ZM82 242V243H81ZM153 242L154 243H157V239H156V241H155V239L153 240ZM23 245V248H21L22 247V245ZM74 243V244H73ZM78 243V244H77ZM159 243L160 242H158L157 244H154V246L157 248V246H158V249L159 250H161V251H167V250H169V248L170 247H172V242L170 243L169 241H166V242H164V244L162 245V243L159 245ZM238 243H239V248L238 249H233V248H237V246H238ZM70 246H69V245ZM79 244H80V246H82V247H84L83 249L85 250H82L81 248L82 247H80L79 246ZM18 245H20V247H18ZM68 245V248H69V250L67 251V246ZM162 245V246H161ZM160 246V247H159ZM80 247V248H79ZM64 248H67V249H64ZM217 248V249H216ZM240 249V250H239ZM86 250H88L87 252H86ZM130 250V251H129ZM248 250V251H247ZM239 251V252H238ZM135 252H136V250H131V249H128V250H126V254H125V256H126V258H127V263L126 264H136V260H135ZM19 253V254H18ZM250 253V254H249ZM63 253H61V258H63L64 256V254L62 255ZM211 254V255H212ZM213 254V255H214ZM247 254H249V255H247ZM247 255V256H246ZM3 256V257H2ZM83 256V257H84ZM143 257V258H142ZM142 257H140V263L141 264H155V261H154V259H152L153 257H152V255L150 254V253H146V255L145 254H143L142 255ZM60 258V257H59ZM16 260V261H17ZM20 264H31V263H29V262H25V263H20Z\"/></svg>",
	"mask_w": 264,
	"mask_h": 264
}]
</instances>
